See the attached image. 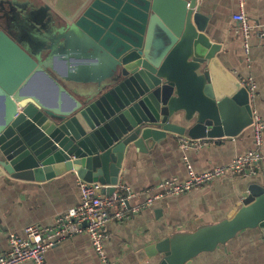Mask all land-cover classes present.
<instances>
[{
	"label": "water",
	"instance_id": "1",
	"mask_svg": "<svg viewBox=\"0 0 264 264\" xmlns=\"http://www.w3.org/2000/svg\"><path fill=\"white\" fill-rule=\"evenodd\" d=\"M201 2V0H200ZM199 0H0V176L42 180L74 170L112 193L125 150L151 149L173 134L235 136L252 120L245 85L220 60ZM55 29L31 46V20ZM97 46L98 70L84 85L54 66L59 30ZM69 47V45H68ZM110 68L101 73L100 52ZM72 55L68 53L69 58ZM48 80L55 101L29 88ZM244 228L264 230V185L250 182L225 217L171 232L140 250L153 264H201V254Z\"/></svg>",
	"mask_w": 264,
	"mask_h": 264
},
{
	"label": "crops",
	"instance_id": "2",
	"mask_svg": "<svg viewBox=\"0 0 264 264\" xmlns=\"http://www.w3.org/2000/svg\"><path fill=\"white\" fill-rule=\"evenodd\" d=\"M199 3L200 10L208 16L210 39L221 45L217 55L222 63L236 76H253L256 90L251 101L252 110L264 117V0H199ZM240 9L249 23L256 25L248 39V61L245 60L238 23L232 19L233 13ZM64 32L60 29L55 36V68L62 73L68 72L84 85H91L94 82L92 75H96L99 66L95 56L98 53L96 43L79 30H72L66 41ZM27 35L31 46L41 48L53 41L55 29L48 18H36L30 21ZM68 53L72 55L69 62ZM99 55L101 73L106 74L110 66L108 52L102 50ZM43 79L40 75L34 77L29 88L51 101L55 98L54 89ZM180 136L173 134L161 139L146 151L125 150L118 183L123 186H119L121 191L127 186L133 193L128 206L161 191L154 186L162 178L177 176L184 179L187 170L183 155L194 170L200 172L212 165L227 163L236 154L253 147L250 125L235 136L200 138L197 146L187 149L179 146ZM261 149L264 154V142ZM79 178L74 170L42 180L0 176V253L8 250L9 231L22 235L27 224H52L58 213L77 204ZM250 182L264 185V157L253 173L223 175L183 194H165L149 206L126 213L119 219L109 217L105 223L108 264H153V258L140 256L145 245L174 231L192 230L200 222L222 219L245 195ZM200 258L201 264H264V230L244 228L225 244L201 254ZM45 260L47 264H100L85 231L57 240L46 250ZM19 264L34 263L26 260Z\"/></svg>",
	"mask_w": 264,
	"mask_h": 264
},
{
	"label": "built area",
	"instance_id": "3",
	"mask_svg": "<svg viewBox=\"0 0 264 264\" xmlns=\"http://www.w3.org/2000/svg\"><path fill=\"white\" fill-rule=\"evenodd\" d=\"M232 19L238 23L243 38L242 48L245 60L248 61L250 59L248 39L251 30L256 25L249 23L242 9L233 13ZM238 79L245 85L249 100L252 101L256 90L253 76L248 74L244 77L238 76ZM250 126L253 147L236 154L227 163L212 165L200 172L195 171L187 156L183 155L187 170L186 177L179 179L177 176H169L160 179L154 187L161 188V191L155 192L144 201L136 202L132 206H128V200L133 193L127 186L125 191H121L119 186L120 188L123 186L118 183L115 191L105 193L102 191L104 185L98 181H86L79 178L77 181L80 192L78 203L58 213L52 224L46 226L27 224L23 227L22 235L9 231L7 234L8 250L0 253V264H19L26 260L34 264H47L45 252L49 247L65 236L82 231L87 232L89 244L97 254L99 263L108 264L109 257L105 246L108 233L105 230V223L109 217L119 219L126 213L136 212L149 206L155 199L165 194H183L223 175L253 173L259 168L260 161L264 157L261 149L264 142V117L255 110H252ZM200 142L201 139L179 137V146L182 149L197 146Z\"/></svg>",
	"mask_w": 264,
	"mask_h": 264
},
{
	"label": "rangeland",
	"instance_id": "4",
	"mask_svg": "<svg viewBox=\"0 0 264 264\" xmlns=\"http://www.w3.org/2000/svg\"><path fill=\"white\" fill-rule=\"evenodd\" d=\"M32 30H34V29H32ZM57 61H58V59H57ZM44 80V79H43ZM45 81V80H44ZM46 82V81H45ZM46 83H48V82H46ZM48 85H52L50 82H49V84ZM48 92V91H47ZM47 92H46V95H47ZM55 92V91H54ZM56 94V93H55ZM46 98H49V97H46ZM51 99V98H50ZM55 99L56 98H54V99H52V101L54 100L55 101Z\"/></svg>",
	"mask_w": 264,
	"mask_h": 264
},
{
	"label": "flooded vegetation",
	"instance_id": "5",
	"mask_svg": "<svg viewBox=\"0 0 264 264\" xmlns=\"http://www.w3.org/2000/svg\"><path fill=\"white\" fill-rule=\"evenodd\" d=\"M107 62H109V64H110V60L109 59H107ZM112 64V63H111ZM111 64H110V66H111ZM110 66H109V68H110Z\"/></svg>",
	"mask_w": 264,
	"mask_h": 264
}]
</instances>
